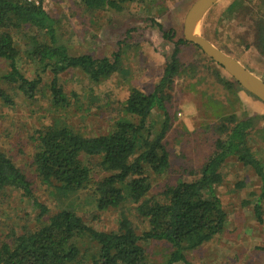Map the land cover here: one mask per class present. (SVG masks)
<instances>
[{"label": "rangeland", "instance_id": "obj_1", "mask_svg": "<svg viewBox=\"0 0 264 264\" xmlns=\"http://www.w3.org/2000/svg\"><path fill=\"white\" fill-rule=\"evenodd\" d=\"M196 0H146L128 4L124 10L91 11L81 0H41L47 14L55 20L61 44L70 55H90L95 59L120 54L118 70L105 80L93 83L79 70H68L58 77V84L70 105L53 107L50 96L52 75H41L34 101L27 99L16 84L0 79V89L12 105L0 100V150L22 172L31 184L37 201L48 209L38 219L39 210L23 197L21 191L6 188L0 194V245L39 230L61 210H71L85 224L98 231L116 232L124 214L138 235L148 230L135 205L128 202L118 209L99 211L94 194L95 184L109 175L101 168V158L81 157L91 174V183L84 191L64 193L55 185L44 184L36 172L33 156L37 150L38 132L48 126L69 128L84 137L111 133L119 122L136 123L137 118L125 112V102L132 89L150 94L163 75L174 43L183 40L185 15ZM264 0H219L205 14L201 31L214 47L237 60L264 81V47L256 37V27L264 22ZM173 32V41L162 38L158 29ZM20 51L17 66L27 79L37 77L35 63L27 51L32 43H47L48 37L31 26L11 32ZM179 74L169 90L165 109L169 128L162 144L168 154L169 167L161 174L146 169L151 189L147 199L165 202L163 192L178 183L200 177L203 166L215 152L220 120L235 115L238 120L264 116V104L236 85L233 80L190 43L179 46ZM9 72L8 62L0 60V78ZM227 83V84H226ZM164 114L155 108L148 119L153 137L161 129ZM248 145L264 168V119L259 121L248 138ZM222 181L215 186L227 220L221 234L211 241L185 252L188 264H264V201L261 221L254 206L261 195V183L253 170L234 158L220 169ZM145 250L144 264H167L172 248L165 242L141 243ZM83 246V247H82ZM93 247L82 244V249ZM96 251L93 247L92 253ZM89 254V252H88ZM184 264V263H176Z\"/></svg>", "mask_w": 264, "mask_h": 264}, {"label": "trees", "instance_id": "obj_2", "mask_svg": "<svg viewBox=\"0 0 264 264\" xmlns=\"http://www.w3.org/2000/svg\"><path fill=\"white\" fill-rule=\"evenodd\" d=\"M146 0H81L91 11L124 10L128 4H143ZM264 19V18H263ZM31 26L48 37L47 43L34 41L27 51L30 63L37 65L38 74L33 80L24 77L18 69L20 51L12 31ZM162 38L172 42L173 32L157 25ZM259 45L264 47V22L256 27ZM178 40L163 75L150 94L132 89L125 102V112L137 118L136 123L119 122L114 130L97 137H84L69 128L48 126L38 132L37 150L33 164L44 184L55 185L64 193L84 191L91 183V174L81 157L101 158V168L109 173L95 184L96 207L99 211L118 209L131 202L137 214L146 219L148 230L138 235L128 218L122 214L116 232L95 230L84 223L71 210L52 215L37 231L21 235L12 243L0 245V264H144L145 250L141 243L165 242L172 248L167 264H188L185 252L211 241L224 230L227 216L217 197L215 186L220 184V169L229 158H234L253 170L261 183V195L254 206L256 218L261 221L264 201V168L248 145V138L264 116H250L238 120L229 115L220 120L218 132L224 135L216 141L215 152L203 166L200 177L192 182L178 183L162 193L165 202L147 199L151 189L146 169L161 174L169 167L168 154L162 144L169 128L165 109L169 90L179 74ZM0 60L8 62L9 72L0 79L16 84L27 99L34 101L41 75H52L50 96L53 107L64 109L70 105L68 97L58 84V77L68 70H79L93 83L107 79L118 70L120 54L95 59L90 55H70L60 43L53 20L42 4L32 5L19 0H0ZM227 84V83H226ZM228 86H238L235 81ZM0 100L12 105L10 98L0 89ZM159 109L164 114L160 131L151 136L148 119ZM6 188L21 191L39 210L42 219L48 209L34 197L31 184L14 163L0 150V194ZM93 247L82 249L81 245ZM83 247V246H82ZM264 251V249H262ZM89 252V254H88Z\"/></svg>", "mask_w": 264, "mask_h": 264}, {"label": "water", "instance_id": "obj_3", "mask_svg": "<svg viewBox=\"0 0 264 264\" xmlns=\"http://www.w3.org/2000/svg\"><path fill=\"white\" fill-rule=\"evenodd\" d=\"M218 1L196 0L191 5L183 22V40L199 48L244 91L264 104V81L247 70L237 60L214 47L203 37L201 31L203 18Z\"/></svg>", "mask_w": 264, "mask_h": 264}, {"label": "built area", "instance_id": "obj_4", "mask_svg": "<svg viewBox=\"0 0 264 264\" xmlns=\"http://www.w3.org/2000/svg\"><path fill=\"white\" fill-rule=\"evenodd\" d=\"M19 1L32 5H39L41 3V0H19Z\"/></svg>", "mask_w": 264, "mask_h": 264}]
</instances>
